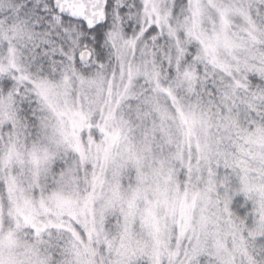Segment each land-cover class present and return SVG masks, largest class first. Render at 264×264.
<instances>
[{
  "label": "snow or ice",
  "instance_id": "6c2138e0",
  "mask_svg": "<svg viewBox=\"0 0 264 264\" xmlns=\"http://www.w3.org/2000/svg\"><path fill=\"white\" fill-rule=\"evenodd\" d=\"M0 264H264V0H0Z\"/></svg>",
  "mask_w": 264,
  "mask_h": 264
}]
</instances>
